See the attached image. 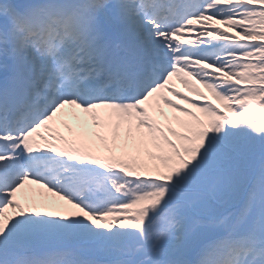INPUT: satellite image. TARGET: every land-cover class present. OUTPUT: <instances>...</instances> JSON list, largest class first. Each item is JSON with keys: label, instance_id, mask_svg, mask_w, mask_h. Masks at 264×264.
<instances>
[{"label": "snow or ice", "instance_id": "obj_1", "mask_svg": "<svg viewBox=\"0 0 264 264\" xmlns=\"http://www.w3.org/2000/svg\"><path fill=\"white\" fill-rule=\"evenodd\" d=\"M0 70V264H264V0H0Z\"/></svg>", "mask_w": 264, "mask_h": 264}, {"label": "rangeland", "instance_id": "obj_2", "mask_svg": "<svg viewBox=\"0 0 264 264\" xmlns=\"http://www.w3.org/2000/svg\"><path fill=\"white\" fill-rule=\"evenodd\" d=\"M190 39H195V34H192L191 36H189ZM174 85L181 91V92H184L185 94L187 95H191V93H188L187 90L179 84L178 81H176L174 79L173 81ZM172 99H176L175 97H172ZM177 103H181L182 104V101H179V100H176ZM213 103H216L215 101H213ZM165 111L169 114H171V110L169 109H165ZM100 117H101V124L103 123V111L100 112ZM65 120V122L73 127V128H76L77 127V121L71 119V118H63ZM86 119V124H85V127L83 129V131H85L87 133V139L88 141L93 145V147L95 149H97V151L99 153H101L102 155L103 154H106V151L103 147V144L100 140H98L93 134L94 133H99L101 135H104V136H107L108 135V130L103 127V126H100V127H96V126H93L91 120H87ZM56 127L58 128V130L60 132H62V134L64 135H68V132L66 131V129L61 126L59 123L56 125ZM109 141H110V137H109Z\"/></svg>", "mask_w": 264, "mask_h": 264}]
</instances>
